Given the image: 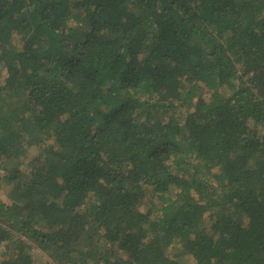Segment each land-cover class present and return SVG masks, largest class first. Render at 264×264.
Wrapping results in <instances>:
<instances>
[{"label": "trees", "instance_id": "obj_1", "mask_svg": "<svg viewBox=\"0 0 264 264\" xmlns=\"http://www.w3.org/2000/svg\"><path fill=\"white\" fill-rule=\"evenodd\" d=\"M264 264V0H0V264Z\"/></svg>", "mask_w": 264, "mask_h": 264}, {"label": "rangeland", "instance_id": "obj_2", "mask_svg": "<svg viewBox=\"0 0 264 264\" xmlns=\"http://www.w3.org/2000/svg\"><path fill=\"white\" fill-rule=\"evenodd\" d=\"M47 260H48V261H47V263L45 262V264H50V260H49L48 258H47Z\"/></svg>", "mask_w": 264, "mask_h": 264}]
</instances>
